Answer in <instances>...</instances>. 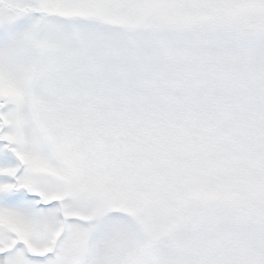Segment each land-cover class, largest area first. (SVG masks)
<instances>
[{
	"label": "snow or ice",
	"instance_id": "obj_1",
	"mask_svg": "<svg viewBox=\"0 0 264 264\" xmlns=\"http://www.w3.org/2000/svg\"><path fill=\"white\" fill-rule=\"evenodd\" d=\"M0 264H264V0H0Z\"/></svg>",
	"mask_w": 264,
	"mask_h": 264
}]
</instances>
